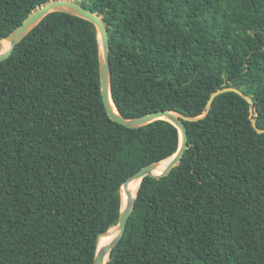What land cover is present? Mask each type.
I'll use <instances>...</instances> for the list:
<instances>
[{"label": "trees", "instance_id": "obj_1", "mask_svg": "<svg viewBox=\"0 0 264 264\" xmlns=\"http://www.w3.org/2000/svg\"><path fill=\"white\" fill-rule=\"evenodd\" d=\"M47 0H0V40ZM108 29L121 116L168 109L187 148L144 176L105 264H264V0H80ZM255 111L257 112L255 114ZM156 119L111 120L95 25L54 11L0 61V264H93L122 183L179 146Z\"/></svg>", "mask_w": 264, "mask_h": 264}, {"label": "water", "instance_id": "obj_2", "mask_svg": "<svg viewBox=\"0 0 264 264\" xmlns=\"http://www.w3.org/2000/svg\"><path fill=\"white\" fill-rule=\"evenodd\" d=\"M79 1L80 0H47L45 2H42L40 5L36 6L18 26H16L5 38L0 40V61L9 57L16 44L22 41V39H24V37L41 21V19L51 12L62 11V12L70 13L79 16L81 18L87 19L95 25L97 29L98 43H99L100 96L104 109L107 115L109 116V118L115 121L116 123H119L128 128H138L156 119H164L172 123L174 126H176V128L179 131V137H180L177 151L172 155H170L169 157H167L166 159L162 160L165 161V164L159 173H156V168L158 164L162 161L145 165L137 172L130 175L122 183L120 192L121 189L122 188L125 189L127 187V184L131 181L139 180V184H140L144 176H153L155 178H160L168 174L169 171L181 161V158L187 148V130L184 121H193L204 117L211 108V103L217 95L227 91H233L239 94L245 100H247L251 105H253L251 97L247 96L237 87L230 85L215 90L210 95L206 103L205 112L196 117L186 116L179 112L168 109H161V110L148 112L144 115L137 117L124 118L117 111L110 96L108 29L103 20V15L97 12L90 11L89 9L85 8L82 4H80ZM6 40L8 41V46L5 48L3 41ZM256 113L257 112L255 111V114ZM252 126L257 132H264V129H260L257 127L255 119L252 120ZM137 190L134 196H129V194L127 193L128 197L125 204H123L122 202V195H121L119 215H118L117 224L115 225L118 232L108 244L102 245L100 247H98L100 238L106 235L109 229L101 232L98 235L93 264H105L108 260L111 248L115 246L122 237L124 230L126 228L127 219L130 216L135 203Z\"/></svg>", "mask_w": 264, "mask_h": 264}, {"label": "bare ground", "instance_id": "obj_3", "mask_svg": "<svg viewBox=\"0 0 264 264\" xmlns=\"http://www.w3.org/2000/svg\"><path fill=\"white\" fill-rule=\"evenodd\" d=\"M3 44H4V47L6 48L8 46V41L7 40L3 41ZM164 164H165V161H162L158 164V166L156 168V173H159L161 171ZM138 184H139V180L131 181L127 184V187L125 189L124 188L121 189L123 204H125V202L127 200V197H128L127 193L129 194V196L135 195L136 190L138 188ZM117 232H118V230H117L116 226H113L111 229H109L108 233L100 238L98 247L108 244L115 237Z\"/></svg>", "mask_w": 264, "mask_h": 264}]
</instances>
